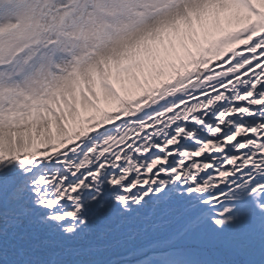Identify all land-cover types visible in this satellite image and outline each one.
<instances>
[{"label": "snow or ice", "instance_id": "6c2138e0", "mask_svg": "<svg viewBox=\"0 0 264 264\" xmlns=\"http://www.w3.org/2000/svg\"><path fill=\"white\" fill-rule=\"evenodd\" d=\"M0 264H264V0H0Z\"/></svg>", "mask_w": 264, "mask_h": 264}]
</instances>
